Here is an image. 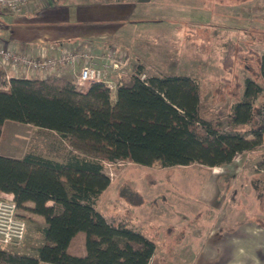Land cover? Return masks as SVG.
I'll return each instance as SVG.
<instances>
[{
	"label": "trees",
	"instance_id": "trees-1",
	"mask_svg": "<svg viewBox=\"0 0 264 264\" xmlns=\"http://www.w3.org/2000/svg\"><path fill=\"white\" fill-rule=\"evenodd\" d=\"M258 71L262 83L245 79L240 100L220 117L189 75L141 79L134 65L114 90L94 82L83 92L58 75L5 81L0 69V139L15 121L55 132L68 149L63 160L0 155V192L44 222L35 255L0 248V264H159L151 262L154 241L131 217L95 209L110 184L101 163L221 167L260 147L264 103L254 101L264 96V52ZM255 166L264 172V153Z\"/></svg>",
	"mask_w": 264,
	"mask_h": 264
},
{
	"label": "rangeland",
	"instance_id": "rangeland-1",
	"mask_svg": "<svg viewBox=\"0 0 264 264\" xmlns=\"http://www.w3.org/2000/svg\"><path fill=\"white\" fill-rule=\"evenodd\" d=\"M190 10L193 15L200 12L197 13L200 17L195 22L191 19L184 37L150 40L153 44L150 47L155 52L147 56L146 66L142 65L143 75H189L200 84L202 100L210 98L211 102L219 90L229 89L233 94L238 93L245 79L261 84L258 63L264 52V0H205L201 10ZM5 18L0 16V37L8 23ZM170 33L174 32L171 30ZM128 58L129 70L140 65ZM263 103L264 96L261 95L254 101L258 107ZM213 105L214 112L223 117L225 106ZM28 151L55 160H63L68 155L66 145L55 132L6 121L0 152L21 158ZM262 153L264 140L260 147L245 157L252 165ZM201 166L191 164L162 169L126 161L102 162L101 170L109 177L110 184L95 201V209L103 214L131 217L144 235L156 244L151 262L193 264V255L182 252L187 230L183 231L181 226L182 221L189 222L190 226L185 228L192 230L197 227L199 217L204 216L205 212L195 206L197 190L206 174ZM174 200L184 203V206L172 205ZM19 214L26 221L25 238L19 246L7 249L18 254L35 255L41 243L44 222L40 217L21 210Z\"/></svg>",
	"mask_w": 264,
	"mask_h": 264
},
{
	"label": "crops",
	"instance_id": "crops-1",
	"mask_svg": "<svg viewBox=\"0 0 264 264\" xmlns=\"http://www.w3.org/2000/svg\"><path fill=\"white\" fill-rule=\"evenodd\" d=\"M204 3L205 0H30L20 14L1 15L8 23L0 41L34 55L57 54L61 49L82 48L93 53L106 48L122 49L132 62L146 66L147 56L155 52L150 40L184 37L191 19L195 22L200 17V12L191 14L190 8L201 10ZM51 75L69 79L67 73ZM242 92L243 85L234 94L223 89L214 102L210 98L203 101L213 110L215 103L227 109L240 100ZM248 153L236 154L221 167L201 166L206 174L197 190L195 206L206 214L199 217L192 230L185 228L189 222L182 221L181 226L187 230L182 252L193 255V264H264V172L256 168V162L251 165L245 157ZM0 155L8 156L2 152ZM172 205L182 207L184 203L174 200ZM7 247L11 246H0L8 250Z\"/></svg>",
	"mask_w": 264,
	"mask_h": 264
},
{
	"label": "built area",
	"instance_id": "built-area-1",
	"mask_svg": "<svg viewBox=\"0 0 264 264\" xmlns=\"http://www.w3.org/2000/svg\"><path fill=\"white\" fill-rule=\"evenodd\" d=\"M30 0H0V11L18 15ZM129 58L125 50L106 48L100 53L79 48L61 49L57 54L34 55L0 41V69L4 80L12 77H47L69 75L78 91L98 82L114 90L130 75ZM129 70V71H128ZM145 76L141 75L143 79ZM26 221L19 214L11 194L0 195V246H19L26 233Z\"/></svg>",
	"mask_w": 264,
	"mask_h": 264
},
{
	"label": "bare ground",
	"instance_id": "bare-ground-1",
	"mask_svg": "<svg viewBox=\"0 0 264 264\" xmlns=\"http://www.w3.org/2000/svg\"><path fill=\"white\" fill-rule=\"evenodd\" d=\"M143 75V74H142Z\"/></svg>",
	"mask_w": 264,
	"mask_h": 264
}]
</instances>
